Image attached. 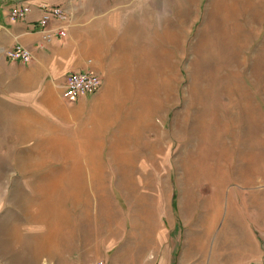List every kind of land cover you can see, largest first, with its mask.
Masks as SVG:
<instances>
[{"label": "rangeland", "instance_id": "1", "mask_svg": "<svg viewBox=\"0 0 264 264\" xmlns=\"http://www.w3.org/2000/svg\"><path fill=\"white\" fill-rule=\"evenodd\" d=\"M84 1L114 11L116 28L104 35L115 41L107 102L114 124L105 139L115 147L117 137H133L137 157L125 171L110 156L100 158L106 174L70 157L72 173L61 183L87 176L81 172L86 167L91 181L113 190L108 192L115 194L123 221L109 254L119 264H264V0ZM169 33L176 39L168 41ZM125 37V46L119 45ZM123 89L129 96H120ZM157 103L162 107L154 111ZM11 121L0 113V264H53L47 254L37 258V220L29 204L42 197L43 183L53 176L49 171L65 164L37 167L33 126ZM213 138L225 146L220 158ZM214 207L220 210L213 221Z\"/></svg>", "mask_w": 264, "mask_h": 264}, {"label": "crops", "instance_id": "2", "mask_svg": "<svg viewBox=\"0 0 264 264\" xmlns=\"http://www.w3.org/2000/svg\"><path fill=\"white\" fill-rule=\"evenodd\" d=\"M20 3L30 4L31 12L24 19H13L10 12ZM45 5H62L68 12L65 37L56 36L51 41L45 39L46 32L40 24ZM113 13V10L105 12L90 7L84 0H0V113L5 119L12 120L10 123L33 126L35 155L41 157L37 167L48 161L57 162L58 157L65 159L59 161L65 164L63 168L49 171L53 176L49 182L43 183L42 197L34 200L37 205V239L33 242L37 246V258L47 254L46 261L50 259L53 264L58 263L59 257L62 264L99 259L108 264H119L115 255L109 254L121 234L118 231L123 221L115 212L117 207L111 198L115 196L113 190L107 188V183L91 181L86 167H82L81 172L85 171L87 176H78V182L61 183L72 173L71 158L100 159L127 156L130 152L136 154V148L130 151L119 144L115 148L107 145L105 139L106 134L113 131L110 127L114 124L113 108L109 113L107 102L112 93L110 87L114 84L111 61L115 41L112 37H104L106 30L113 32L116 28ZM58 24L53 19L49 28L54 30ZM126 38H120L119 45L125 46ZM17 44L32 50L30 62L5 55L6 49ZM124 53L129 57L130 50L125 48ZM87 70L102 76L104 87L80 96L72 104L67 103L62 92L68 74ZM119 94L127 97L130 91L123 89ZM148 112L152 125L153 110ZM31 131L27 129V132ZM138 156L145 155L139 153ZM91 167L89 171L107 172L104 166L101 167L104 171L98 166L96 170H90ZM60 175L64 178L61 179ZM76 231L79 233H74ZM133 231L132 236L136 234ZM77 247L81 251H73ZM128 249L133 248L129 246Z\"/></svg>", "mask_w": 264, "mask_h": 264}, {"label": "built area", "instance_id": "3", "mask_svg": "<svg viewBox=\"0 0 264 264\" xmlns=\"http://www.w3.org/2000/svg\"><path fill=\"white\" fill-rule=\"evenodd\" d=\"M31 12V5L28 3L17 4L10 12L13 19H24ZM58 21V27L54 30L49 28L51 21ZM69 14L62 5H45L40 24L46 32L45 39L51 41L56 36L65 37L67 35L66 25ZM5 55L14 60L30 62L33 52L30 48L17 44L4 51ZM102 85V77L94 71H77L68 74L63 89L62 97L67 102H75L80 96L87 93L97 92ZM87 264H108L105 260H96Z\"/></svg>", "mask_w": 264, "mask_h": 264}, {"label": "bare ground", "instance_id": "4", "mask_svg": "<svg viewBox=\"0 0 264 264\" xmlns=\"http://www.w3.org/2000/svg\"><path fill=\"white\" fill-rule=\"evenodd\" d=\"M222 1V0H221ZM220 4V3H219ZM263 4V3H262ZM247 8V7H246ZM261 13V12H260ZM230 14V13H229ZM248 14V13H247ZM259 16V15H258ZM231 19V18H230ZM254 21V20H253ZM235 23V22H234ZM245 27V26H244ZM225 31V30H224ZM255 31V30H254ZM227 35H229V34H227ZM213 36V35H212ZM231 38V37H230ZM248 38V37H247ZM174 39H176V35H174L173 33H169V39H168V41H171V40H174ZM242 39V38H241ZM248 39H253V37L252 38H248ZM218 40V39H217ZM226 41V40H225ZM228 41V40H227ZM250 41H253V40H250ZM238 44L237 45H239V48H241V46H240V44H245V40H241V41H239L238 40ZM158 44V43H157ZM212 45V44H211ZM144 47V46H143ZM142 47V48H143ZM200 47V46H199ZM251 47V46H250ZM224 48V47H223ZM259 48V47H258ZM144 49V48H143ZM212 49H213V47H212ZM228 49H230L229 47H228ZM242 49V48H241ZM240 49V50H241ZM169 50V49H168ZM261 50V49H260ZM209 51V50H208ZM234 51V50H233ZM256 51V50H255ZM254 51V52H255ZM161 53L163 54L162 56L164 57V55H165V57L166 58H168L169 56H170V54L168 53V51L166 50L165 51V49L163 48V49H161ZM207 53H209V52H207ZM228 54V53H227ZM233 55V54H232ZM121 56V55H120ZM148 56V55H147ZM247 56V55H246ZM142 57V56H141ZM233 57V56H232ZM173 60V59H172ZM175 60V59H174ZM263 60V59H262ZM198 62V61H197ZM239 62H240V60H239ZM215 63V62H214ZM213 64V63H212ZM227 64V63H226ZM261 64H262V62H261ZM229 65V64H228ZM248 65V64H247ZM167 66V65H166ZM205 66V65H204ZM246 66V65H245ZM218 67H219V65H218ZM198 68V67H197ZM137 70V69H136ZM228 70V69H227ZM226 70V71H227ZM122 71V70H121ZM138 71V70H137ZM120 72V71H119ZM197 72H199V71H197ZM242 72V71H241ZM122 74V73H121ZM158 74V73H157ZM156 74V75H157ZM170 74H171V72H170ZM219 74V73H218ZM229 74V73H228ZM163 75V74H162ZM258 75V74H257ZM171 76H169V78H170ZM255 77V76H254ZM118 78V77H117ZM236 78V77H235ZM135 79V78H134ZM171 79V78H170ZM174 79H175V77H174ZM216 79V78H215ZM241 79V78H240ZM128 80V79H127ZM172 80V79H171ZM252 80V79H251ZM261 80V79H260ZM173 81V80H172ZM171 81V82H172ZM254 81V80H253ZM127 82V81H126ZM237 86L239 87V85H240V83L237 81ZM169 85V84H168ZM260 85H261V83H260ZM171 86H172V83L170 84V87H169V93L171 92ZM255 86V85H254ZM168 86H166V88H167ZM240 87H241V85H240ZM256 87V86H255ZM157 90V89H156ZM164 92V91H163ZM247 92V91H246ZM174 93V92H173ZM139 94V93H138ZM137 94V95H138ZM203 94V93H202ZM242 94H244V92L242 91ZM171 96V95H170ZM242 97H243V95H242ZM244 97H245V94H244ZM204 98V97H203ZM205 99V98H204ZM145 100V99H144ZM206 101V100H205ZM234 101V100H233ZM236 101V100H235ZM234 101V102H235ZM154 102H155V100H154ZM214 102H216V100L214 101ZM203 103V102H202ZM207 103V102H206ZM211 104V103H210ZM215 105H216V103H215ZM214 105V106H215ZM149 107V106H148ZM162 107V105L161 104H156V108L154 109V111H157V110H159L160 108ZM210 108V107H209ZM137 109V108H136ZM135 110V109H134ZM186 113V112H185ZM214 114V113H213ZM133 115V114H132ZM200 115V114H199ZM220 115V114H219ZM218 115V116H219ZM196 116V115H195ZM194 116V117H195ZM201 116V115H200ZM216 116V115H215ZM215 116H214V118H215ZM222 116V115H221ZM231 116V115H230ZM197 117V116H196ZM210 117V116H209ZM212 117V116H211ZM223 117V116H222ZM251 117V116H250ZM230 118V117H229ZM237 119H238V117H236ZM211 120V119H210ZM226 120V119H225ZM256 120H258V118L256 119ZM194 121V120H193ZM196 121V120H195ZM205 121V120H204ZM211 122V121H210ZM258 122V121H257ZM122 123V122H121ZM194 123V122H193ZM196 123V122H195ZM253 123V122H252ZM116 124V123H115ZM130 124V123H129ZM250 124H251V122H250ZM259 124V123H258ZM257 124V125H258ZM234 125V124H233ZM255 125V124H254ZM253 125V126H254ZM196 126H198V125H196ZM210 126V125H209ZM250 126V125H249ZM144 127H147V124L146 125H144ZM143 127V129H145ZM212 127H214V126H212ZM126 128V127H125ZM127 128H131V127H127ZM150 128H153V129H156L155 127H150ZM178 129V128H177ZM256 129H257V127H256ZM183 130V129H182ZM147 131V130H146ZM201 131V130H200ZM220 131V130H219ZM222 131V130H221ZM229 131V130H228ZM231 131V130H230ZM193 132V131H192ZM213 132V131H212ZM246 132V131H245ZM127 133V132H126ZM226 133V132H225ZM232 133V132H231ZM119 134H120V132H119ZM124 134V133H123ZM128 134V133H127ZM212 134V133H211ZM214 134V133H213ZM219 134V133H218ZM258 134V133H257ZM179 135V134H178ZM181 135V134H180ZM223 135V134H222ZM118 136V135H117ZM116 136V137H117ZM127 136V135H126ZM204 136V135H203ZM219 137V136H218ZM257 137H258V135H257ZM127 138H130V137H124V136H122V137H117V141H116V144H119L121 147L123 146L126 150H130V151H132V145H133V143L131 142V138H133V137H131L130 138V140H127ZM194 139V138H193ZM214 139H216V138H213V144H214V146L218 149V150H216L215 151V153H216V155L218 156V158H220L221 157V155L223 156V150L225 151V146L223 147V143H222V141L220 140V138L218 139H216V140H214ZM142 140V139H141ZM155 140V139H154ZM211 140V139H210ZM226 140V139H225ZM239 140V139H238ZM247 140H249V139H247ZM126 142V143H125ZM127 142H130V144H127ZM192 142V141H191ZM230 142V141H229ZM137 144V143H136ZM158 144H159V142H158ZM191 144V143H190ZM231 144V143H230ZM244 144V143H243ZM159 145H161V144H159ZM206 145V144H205ZM208 145V144H207ZM236 145H238V144H236ZM198 146V145H197ZM211 146V145H210ZM137 147V146H136ZM116 148V147H115ZM135 148V147H134ZM147 148H150V147H147ZM158 148H159V146H158ZM228 148V147H227ZM202 149H203V147H202ZM223 149V150H222ZM241 149V148H240ZM165 150V149H164ZM228 150V149H227ZM210 151V150H209ZM155 152H156V149H155V146L153 147V150H152V156H151V158H153L154 157V155H155ZM207 152V151H206ZM234 152V151H233ZM157 153V152H156ZM195 153V152H194ZM242 153V152H241ZM188 154V153H187ZM187 154H186V156H187ZM209 154V153H208ZM224 154H225V152H224ZM260 154V153H259ZM166 155H167V153H166ZM200 155V154H199ZM261 155V154H260ZM194 156V155H193ZM197 156V155H196ZM234 156V155H233ZM232 156V157H233ZM143 157V156H142ZM166 157V156H165ZM209 157V156H208ZM229 157H231V156H229ZM59 158L60 157H58L57 158V160H59ZM111 158V160H114L118 165H120L121 166V168H122V171H125V170H127V168H131V165L133 164V162H134V159H135V156H134V153L133 152H130L129 153V155H127V156H120V157H110ZM141 158V157H140ZM183 158H184V156H183ZM182 158V159H183ZM211 158V157H210ZM213 158V157H212ZM245 158V157H244ZM243 158V159H244ZM47 159V158H46ZM202 159H204L203 157H202ZM216 159V158H215ZM222 159V158H221ZM239 159V158H238ZM253 159V158H252ZM251 159V160H252ZM61 160V159H60ZM59 160V161H60ZM78 160V162L79 163H84V164H86V165H88V166H92L91 167V169H95L96 170V167L98 166V167H102L103 166V163L102 162H100V160L97 158V157H90V158H80V159H77ZM158 160V159H157ZM184 160V159H183ZM182 160V161H183ZM205 160V159H204ZM208 160V159H207ZM225 160V159H224ZM145 161V160H144ZM181 161V160H180ZM210 161V160H209ZM253 161V160H252ZM258 161V160H257ZM139 162V161H138ZM189 162V161H188ZM39 163V162H38ZM79 163H77V164H79ZM115 163V164H116ZM152 163V162H151ZM206 163V162H205ZM137 165V163L135 162L134 163V165ZM158 164H159V162H158ZM210 164V163H209ZM213 164V163H212ZM211 164V165H212ZM221 164V163H220ZM23 165V164H22ZM31 165V164H30ZM183 165H185V163L183 164ZM201 165H203L202 163H201ZM222 165V164H221ZM225 165V164H224ZM163 166V165H162ZM258 166V165H257ZM104 167H107V166H104ZM133 167V166H132ZM196 167V166H195ZM213 167V166H212ZM225 167V166H224ZM120 168V167H119ZM137 168V167H136ZM159 168V167H158ZM201 168H203V167H201ZM103 171H104V169L103 168H101ZM200 169V168H199ZM208 169H209V167H208ZM219 169V168H218ZM226 169V168H225ZM137 170V169H136ZM212 170V169H211ZM132 171H133V169H132ZM200 171V170H199ZM198 171V172H199ZM213 171V170H212ZM224 171V170H223ZM245 171V170H244ZM102 173H104V172H102ZM159 173V172H158ZM222 173V172H221ZM133 174V173H132ZM201 174H202V172H201ZM200 174V175H201ZM127 175H128V173H127ZM130 175V174H129ZM220 175V174H219ZM80 176V175H79ZM95 176H96V178H97V174H95ZM133 176V175H132ZM135 176V175H134ZM133 176V177H134ZM240 176V175H239ZM60 177H61V179H63L64 178V176H62V175H60ZM94 177V176H93ZM104 177H105V175H104ZM200 177V176H199ZM202 178V177H201ZM209 178V177H208ZM91 179V178H90ZM104 179H106V178H104ZM103 179V180H104ZM152 179V178H151ZM188 179V178H187ZM197 179V178H196ZM102 179H100V181H101ZM135 180V179H134ZM250 180V179H249ZM57 181H60V179H59V177L57 176ZM95 181H97V180H95ZM187 181V180H186ZM189 181V180H188ZM216 181V180H215ZM221 181V180H220ZM219 182V181H218ZM120 183H121V181H120ZM124 184V183H123ZM131 184H133V183H131ZM188 184H190V183H188ZM195 184V183H194ZM190 185H193V182H192V184H190ZM220 185H221V183H220ZM125 186V185H124ZM219 187H221V186H219ZM130 190V189H129ZM220 192V191H219ZM222 195V194H221ZM217 199V198H216ZM30 210L31 211H33V213H34V217H35V220H37V212H35V208H37V205H36V202L35 201H33V202H31L30 204ZM215 205H216V207H217V200H216V202H215ZM216 207H214V209H213V213L211 214V216H212V220L214 221V220H216V218H217V215H218V211L220 210L219 208L221 207H219V208H216ZM21 227V226H20ZM19 226L17 227V229H18V231H20V228ZM10 228V227H9ZM210 229H211V227H210ZM11 231V230H10ZM208 234H211V233H208ZM204 239V238H203ZM201 240H202V238H201ZM217 242V241H216ZM214 243H215V241H214ZM215 245V244H214ZM213 247H215V246H213ZM223 252H224V250H223ZM202 253V252H201Z\"/></svg>", "mask_w": 264, "mask_h": 264}]
</instances>
